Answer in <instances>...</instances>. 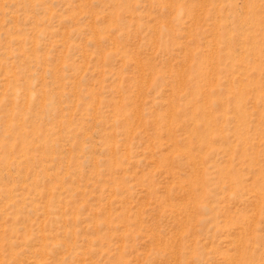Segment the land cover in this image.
I'll return each instance as SVG.
<instances>
[{"label":"rangeland","instance_id":"374dc122","mask_svg":"<svg viewBox=\"0 0 264 264\" xmlns=\"http://www.w3.org/2000/svg\"><path fill=\"white\" fill-rule=\"evenodd\" d=\"M0 264H264V0H0Z\"/></svg>","mask_w":264,"mask_h":264}]
</instances>
